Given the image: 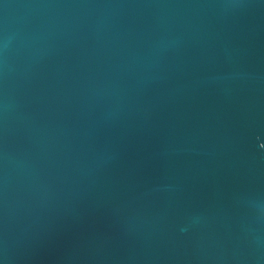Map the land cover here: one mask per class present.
<instances>
[{
    "label": "water",
    "instance_id": "1",
    "mask_svg": "<svg viewBox=\"0 0 264 264\" xmlns=\"http://www.w3.org/2000/svg\"><path fill=\"white\" fill-rule=\"evenodd\" d=\"M0 264H264V0H0Z\"/></svg>",
    "mask_w": 264,
    "mask_h": 264
}]
</instances>
